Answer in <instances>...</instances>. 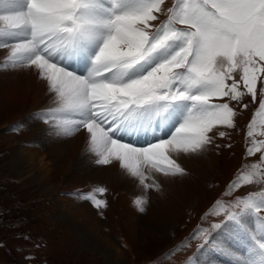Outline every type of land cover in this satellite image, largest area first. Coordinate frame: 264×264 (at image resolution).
<instances>
[{
	"label": "snow or ice",
	"instance_id": "snow-or-ice-1",
	"mask_svg": "<svg viewBox=\"0 0 264 264\" xmlns=\"http://www.w3.org/2000/svg\"><path fill=\"white\" fill-rule=\"evenodd\" d=\"M0 49L9 50L0 66L31 69L45 82L55 106L35 117L50 126L49 135L83 130L97 165L117 164L145 193L158 191V174H186L180 155H199L217 134L225 137L218 125L235 127L232 101L249 94L255 102L258 80L264 92V0H0ZM138 134L146 137L139 146ZM255 153L264 163V140L252 141L247 155ZM252 184L261 190L217 202L213 213L223 217L211 224L216 230L234 223L248 231L249 214L259 221L251 257L225 248L229 264H264L260 163L232 187ZM105 192L100 186L80 195L101 209L107 201L96 193ZM147 203V195L134 199L140 212Z\"/></svg>",
	"mask_w": 264,
	"mask_h": 264
},
{
	"label": "rangeland",
	"instance_id": "rangeland-1",
	"mask_svg": "<svg viewBox=\"0 0 264 264\" xmlns=\"http://www.w3.org/2000/svg\"><path fill=\"white\" fill-rule=\"evenodd\" d=\"M5 50L8 49H0V62L8 55L4 54ZM72 64L78 66L75 62ZM1 70L6 78L13 77L14 68L0 66ZM32 84L30 82L28 94L31 88L36 89ZM15 85L21 91L22 84ZM1 86L9 87V84ZM262 95L258 80L255 102L249 94L239 103L231 102L237 113L235 127L227 129L218 125L217 128L228 134L225 137L217 134L215 143L208 146L215 156L214 166L204 171L190 170L186 166L188 181L181 184L180 192L191 196L189 201L177 199V189L167 187L170 180L161 176H158L160 189H149L145 193L117 164L97 165L84 144L74 145L79 151L74 160L64 157L62 160L63 155L59 156L57 150L71 147L72 141L84 133L81 130L59 138L48 134L50 126L35 114L54 107L52 97L49 102L39 98L42 102L33 108H26L22 99L16 103L1 101L0 264H207L208 261L228 264L223 261L227 256L219 252L218 260L206 247L213 245L225 249L222 241L230 250L239 253L240 240L222 235L233 228L232 223L219 230L212 229L211 224L223 218L213 215L217 202L226 204L236 196L261 190L260 184L238 189L232 184L253 164L260 163L264 167L260 153L247 155L252 141L264 140V110L259 107ZM249 131L253 133L251 137ZM17 149L29 150L37 158H43L49 169L47 173L44 174L42 168L13 159ZM100 186L107 188V192L96 195L107 201V207L97 209L80 194ZM141 195L148 198L144 212L134 205V199ZM160 203L164 209H159ZM157 215L168 217L166 227H151ZM243 220L248 224L252 222L251 216H244ZM198 229H207V235L192 239ZM238 235L246 245L243 236ZM205 239L213 241L205 244ZM246 253L240 256L247 258Z\"/></svg>",
	"mask_w": 264,
	"mask_h": 264
},
{
	"label": "bare ground",
	"instance_id": "bare-ground-1",
	"mask_svg": "<svg viewBox=\"0 0 264 264\" xmlns=\"http://www.w3.org/2000/svg\"><path fill=\"white\" fill-rule=\"evenodd\" d=\"M175 2V0H166V3L171 6L173 3ZM2 50V49H1ZM9 54V50H5L4 54L6 55ZM5 60L3 62H0V65H3L4 62L6 61L7 57H4ZM3 59V58H2ZM76 64H78V66H75V64L71 65L73 68H78L82 71L83 69V63L79 62V61H74ZM2 69V68H1ZM8 69V68H7ZM3 70L0 71V103L2 102H7V103H16V102H20L21 99L24 101L26 108H33L36 105H38L39 103H41L42 101L39 100L43 98L44 102H49L50 98H51V94L47 91L46 88V84L43 80L38 79L37 74L28 68H24V67H17L14 68V73H13V77H11V75L6 78L3 74ZM6 72V70H5ZM7 73V72H6ZM8 75V74H7ZM30 82H32L33 87H35L36 89H32L31 88V93L28 94V88L30 85ZM2 83H8L9 87H3L1 86ZM22 84V89L21 91H19L16 88L15 84ZM19 100V101H17ZM52 100V99H51ZM6 104V103H5ZM34 104V105H33ZM53 106V105H52ZM33 110V109H32ZM45 125V124H44ZM42 127V125H41ZM40 127V128H41ZM44 128V126H43ZM82 132L84 134L81 135L77 140L72 141L71 147H66L65 149H60L57 150L59 151V156L60 154H62L63 156L61 157V159L63 160V157L65 159L68 158H72V160H74L76 158L77 155V151L74 148V145L76 146H83V144L86 146V134L85 132L82 130ZM77 137V135H76ZM75 137V138H76ZM45 138V137H44ZM59 138V137H58ZM57 138V139H58ZM39 139V138H38ZM37 139V140H38ZM72 139H74L72 137ZM134 139L139 142V144H141L140 142L142 140H145L146 137L144 134H138L137 136L134 137ZM60 142V141H59ZM46 143V142H45ZM53 146V145H52ZM19 147V146H18ZM17 147V148H18ZM27 147V146H26ZM20 148V147H19ZM36 148V146H35ZM46 148V147H45ZM61 148V147H60ZM34 149V148H33ZM44 149V148H43ZM49 150V149H48ZM79 150V147H78ZM36 151V150H35ZM40 151V150H39ZM41 154V153H40ZM12 157V156H11ZM214 157L212 156L211 150H209V148H207L206 151H204L203 153L199 154V155H192V156H186V155H180L178 157V162L181 164V166L186 170V166L190 169V170H195V171H204V169H209L208 167L210 165L214 166ZM18 159L20 160L21 163H25L27 165H32L34 168H42L44 174L47 173V171L49 170L47 168V162L44 161L43 158H37V155L31 153L29 150H24V149H17L15 151V154L13 155V159ZM67 163V162H66ZM218 163V162H217ZM212 170V169H211ZM50 172V171H49ZM208 173V172H207ZM210 173V172H209ZM158 176L163 177V179L165 180V177L162 174H158ZM170 180L169 183H167V187L169 188H173L175 187L177 189L176 194L177 196H175L177 199L179 200H183V201H189L191 196H184L181 192H180V186L183 182H187L188 181V177L187 175H183V176H177V177H170L167 178V180ZM50 180V179H49ZM166 180V181H167ZM168 182V181H167ZM191 187L195 190L194 185H191ZM200 191V190H199ZM161 193V192H160ZM175 194V195H176ZM161 199L163 198V195L160 196ZM65 203V202H64ZM74 205V204H73ZM76 205V204H75ZM160 208L159 209H164L165 207H163L162 203L159 204ZM162 205V206H161ZM67 207V206H66ZM65 208V206L63 207ZM157 208V207H156ZM71 209V207H70ZM80 209V208H79ZM84 209V208H83ZM75 210V209H74ZM72 212V211H71ZM158 212V211H157ZM75 213V212H73ZM83 214V213H82ZM86 217V216H84ZM89 220V218H88ZM152 220V218H151ZM250 220V219H249ZM90 222V220L88 221ZM86 223V222H85ZM151 223V222H150ZM168 224V217H165V215H161L158 216L156 218V221H152L151 227L154 226L156 229H162L164 227H166ZM89 225V224H88ZM90 231V229H88ZM94 231V230H93ZM225 231V230H224ZM233 231L232 229H227L225 231V233H223L222 235H224L225 237L229 238L231 237H235V233L231 232ZM227 233V234H226ZM107 239V238H106ZM211 240V239H209ZM217 240V239H216ZM213 241V240H211ZM219 243V242H218ZM221 243L223 244L222 247H226L228 248V244L224 243L221 241ZM111 244V243H110ZM131 247V246H130ZM209 247V245H208ZM210 247H213V245H210ZM132 248V247H131ZM223 249V248H222ZM229 249V248H228ZM238 255H240V253L237 252ZM227 258V257H226ZM230 259V258H228Z\"/></svg>",
	"mask_w": 264,
	"mask_h": 264
},
{
	"label": "crops",
	"instance_id": "crops-1",
	"mask_svg": "<svg viewBox=\"0 0 264 264\" xmlns=\"http://www.w3.org/2000/svg\"><path fill=\"white\" fill-rule=\"evenodd\" d=\"M245 216H251L253 224H254L255 226L259 225V221H258V219L256 218L255 214H249V215H245ZM252 222H250L249 225H251ZM246 223H247V222H246ZM235 229H236V230H241V228L238 227V226H236V228H233V230H235ZM209 246H210V245H209Z\"/></svg>",
	"mask_w": 264,
	"mask_h": 264
}]
</instances>
